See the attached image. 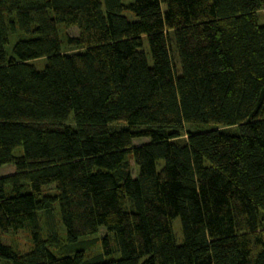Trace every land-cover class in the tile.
<instances>
[{"label":"trees","instance_id":"1","mask_svg":"<svg viewBox=\"0 0 264 264\" xmlns=\"http://www.w3.org/2000/svg\"><path fill=\"white\" fill-rule=\"evenodd\" d=\"M262 10L0 0V264H264Z\"/></svg>","mask_w":264,"mask_h":264},{"label":"rangeland","instance_id":"2","mask_svg":"<svg viewBox=\"0 0 264 264\" xmlns=\"http://www.w3.org/2000/svg\"><path fill=\"white\" fill-rule=\"evenodd\" d=\"M259 24L264 25V10L259 12ZM69 33L71 35H75L76 33H78V31L73 29V30L69 31ZM33 63L38 69H43L44 66L47 63V60L45 58H43V59L41 58V59L35 60ZM123 125H126V123L125 122H117L115 124H111L110 127H114L115 128V127H121ZM148 142H149L148 138L136 139L134 141V145L145 144V143H148ZM133 168H134L133 169L134 177H136L138 169H137V167L135 165L133 166ZM14 170H15V168H14L13 165L3 166V167L0 168V175L3 176V175H6L8 173H12ZM173 231H174L175 237L178 240V242H181L182 234H181L180 219H176V220L173 221ZM100 234L103 235L104 231H101ZM10 238H12V237H10V236L6 237V239H10ZM13 238L17 242V244H19V247L21 249L27 248L30 245L26 234H24L23 232H20V233L16 234V236H14Z\"/></svg>","mask_w":264,"mask_h":264}]
</instances>
